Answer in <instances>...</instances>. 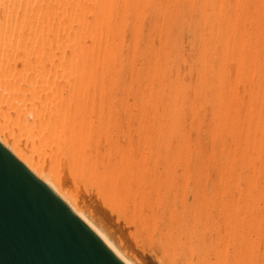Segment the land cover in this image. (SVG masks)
I'll use <instances>...</instances> for the list:
<instances>
[{
	"label": "bare ground",
	"instance_id": "bare-ground-1",
	"mask_svg": "<svg viewBox=\"0 0 264 264\" xmlns=\"http://www.w3.org/2000/svg\"><path fill=\"white\" fill-rule=\"evenodd\" d=\"M0 137L130 264H264V0H0Z\"/></svg>",
	"mask_w": 264,
	"mask_h": 264
},
{
	"label": "water",
	"instance_id": "water-1",
	"mask_svg": "<svg viewBox=\"0 0 264 264\" xmlns=\"http://www.w3.org/2000/svg\"><path fill=\"white\" fill-rule=\"evenodd\" d=\"M0 264H130L0 137Z\"/></svg>",
	"mask_w": 264,
	"mask_h": 264
},
{
	"label": "rangeland",
	"instance_id": "rangeland-1",
	"mask_svg": "<svg viewBox=\"0 0 264 264\" xmlns=\"http://www.w3.org/2000/svg\"><path fill=\"white\" fill-rule=\"evenodd\" d=\"M150 260H152V259H150ZM152 261H154V262H152ZM152 261H150L152 264H156V263H155V260H152Z\"/></svg>",
	"mask_w": 264,
	"mask_h": 264
}]
</instances>
